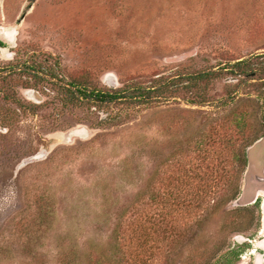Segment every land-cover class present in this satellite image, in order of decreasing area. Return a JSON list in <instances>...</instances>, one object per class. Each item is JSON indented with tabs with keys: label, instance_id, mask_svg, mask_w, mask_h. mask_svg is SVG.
Returning a JSON list of instances; mask_svg holds the SVG:
<instances>
[{
	"label": "rangeland",
	"instance_id": "374dc122",
	"mask_svg": "<svg viewBox=\"0 0 264 264\" xmlns=\"http://www.w3.org/2000/svg\"><path fill=\"white\" fill-rule=\"evenodd\" d=\"M0 41L2 75L22 64L0 85V264H257L261 199L237 201L264 136V0H0ZM51 68L188 89L71 105L35 77Z\"/></svg>",
	"mask_w": 264,
	"mask_h": 264
},
{
	"label": "trees",
	"instance_id": "16d2710c",
	"mask_svg": "<svg viewBox=\"0 0 264 264\" xmlns=\"http://www.w3.org/2000/svg\"><path fill=\"white\" fill-rule=\"evenodd\" d=\"M6 32V30H5ZM4 32V33H5ZM5 47V44L0 41V48ZM243 61L237 63L239 65L243 64ZM22 66L21 62L18 61L17 64H11L10 67H8L7 75H2V70L0 69V85L4 83V81L7 78V76L11 75V73H15L14 71H17L16 73H22V70L19 68V66ZM59 67V66H57ZM35 77L39 80L40 83H51L55 87L59 89V92L61 94L62 101L66 102L67 104L71 105H80V104H101L102 106H109L111 104H118V106L121 105H128V106H135V107H145L149 108V106L154 105L155 103L160 101L161 98H166L167 96L175 97L173 95L170 96V94H180V91H183L184 89H188V87H184L180 83V80L178 84L175 81H172L171 83H167L165 79L156 80L153 83H151V86L143 87L138 86L137 84H131L126 85L122 89H115V90H99V89H89V87H86L81 84H77L73 81L67 82L64 77L59 75V73L51 68L44 71H38L36 73ZM212 76V73H204V74H198L193 76L194 80H202L205 77ZM192 78V79H193ZM26 86L25 88L29 89L28 83H24ZM2 87H0L1 92ZM3 100L5 101H12L13 97H9L8 95L4 94ZM203 102V101H202ZM138 105V106H137ZM128 106H125L123 109H129ZM118 119L119 116H110L108 120H114ZM264 122V118H263ZM239 124H243V121H239ZM237 159V157H235ZM241 160L246 165L247 162V152H245L244 156H241Z\"/></svg>",
	"mask_w": 264,
	"mask_h": 264
},
{
	"label": "water",
	"instance_id": "95a60500",
	"mask_svg": "<svg viewBox=\"0 0 264 264\" xmlns=\"http://www.w3.org/2000/svg\"><path fill=\"white\" fill-rule=\"evenodd\" d=\"M24 16L22 17V19ZM257 149L251 148L250 153L252 154L250 159V168H248L245 180H244V186H243V193L239 200L237 201L238 204L246 205L249 203L254 202L258 196L261 194V192H264V188L260 186V188L256 187L257 183L258 185H264V183L258 181L259 177H264V166L260 170L258 169V173L254 172L255 168H257L256 161H255V154ZM251 182V184H249ZM253 197V199H252ZM262 261H258L257 264H261Z\"/></svg>",
	"mask_w": 264,
	"mask_h": 264
},
{
	"label": "flooded vegetation",
	"instance_id": "af4514ba",
	"mask_svg": "<svg viewBox=\"0 0 264 264\" xmlns=\"http://www.w3.org/2000/svg\"><path fill=\"white\" fill-rule=\"evenodd\" d=\"M251 148H256L257 149L256 154L254 156L257 168H255L254 172L258 173V169L261 170L263 168V166H264V136L261 137L258 141H256L255 144ZM250 149L248 150V154H247V157H248V168H250V159H251V156H252V154L250 153ZM258 181L264 183V177H259ZM249 184H251V182ZM255 184H256L257 188L258 187L260 188V186L264 188V185H258L257 183H255ZM260 195L258 196V198L253 203L256 204L261 199V201H260L261 202V211H262V216H263V228L261 229V231H262L264 229V192H261ZM252 199H253V197H252ZM262 242H264V241H261L260 243H262ZM260 243L258 244V247H260Z\"/></svg>",
	"mask_w": 264,
	"mask_h": 264
},
{
	"label": "bare ground",
	"instance_id": "6f19581e",
	"mask_svg": "<svg viewBox=\"0 0 264 264\" xmlns=\"http://www.w3.org/2000/svg\"><path fill=\"white\" fill-rule=\"evenodd\" d=\"M10 32H11V34H15V29H13V28H11V29H8L7 31H6V35H8V36H11V34H10ZM12 37V36H11ZM10 39V38H9ZM75 134H80V132H73V134L72 135H75ZM261 196V195H260ZM262 232V235L264 234V229L261 231ZM264 242H262V243H260V247H261V249L263 250V252H264V244H263ZM264 257V254L263 255H259L258 256V260H257V262L258 261H263V258Z\"/></svg>",
	"mask_w": 264,
	"mask_h": 264
}]
</instances>
